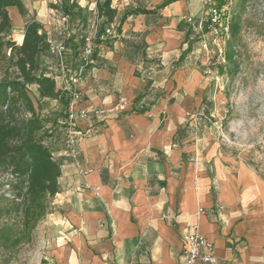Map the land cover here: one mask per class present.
<instances>
[{"label":"crops","instance_id":"crops-1","mask_svg":"<svg viewBox=\"0 0 264 264\" xmlns=\"http://www.w3.org/2000/svg\"><path fill=\"white\" fill-rule=\"evenodd\" d=\"M87 1L94 13L96 0ZM164 1L112 0L117 15L111 25L118 26L126 8L151 10ZM27 5L44 24L47 7ZM201 9L202 0H179L157 14L129 17L117 41L98 47L97 66L84 72L73 106L99 112L73 124L82 134L78 156L87 174L75 168L62 142L52 143L59 203L72 225H84L90 236L103 232L105 256L112 247L114 264H181V234L193 227L212 242L218 264H264V180L217 158L203 146V132L177 137L180 126L192 127L208 84L190 65L194 51L178 62L193 31L184 17H198ZM8 16L22 30V43L24 20L13 7ZM140 105L149 110L133 111Z\"/></svg>","mask_w":264,"mask_h":264},{"label":"trees","instance_id":"trees-1","mask_svg":"<svg viewBox=\"0 0 264 264\" xmlns=\"http://www.w3.org/2000/svg\"><path fill=\"white\" fill-rule=\"evenodd\" d=\"M112 0H96L95 18L96 36L93 41L91 62L86 70L96 67L98 47L110 46L120 36V27L127 18L142 15H154L158 10L179 0H165L154 9L147 10L140 5L126 8L120 14V21L114 28L116 36L106 35L105 30L114 22L117 10L111 7ZM225 0H217L222 5ZM246 0H238L237 9L233 11L229 23V38L225 41L224 61L219 71L235 64V47L240 34L241 9ZM16 8L24 20V33L21 45L10 37L12 20L8 9ZM51 9L68 17L67 30L70 37L64 39L66 55L76 61L83 36L89 24L87 12L76 0H58ZM29 16V19H26ZM50 41L44 24L36 20L35 12L23 0H0V64L8 63L11 75L0 78V169L6 174L0 182V247L15 248L32 241V233L50 212V199L60 193V164L52 156V143L62 142L65 137L63 120L66 117L70 97L56 90L55 82L46 74L44 66L49 59ZM137 49L134 51L137 53ZM191 50L189 47L178 59ZM7 53L9 56L7 57ZM146 55L143 53V58ZM85 70V71H86ZM231 75V74H230ZM151 83L148 82L145 92L135 102V107L146 96ZM29 86H34V99L30 96ZM57 108L52 111V103ZM210 103L205 96L201 103L200 123L193 128L188 122L178 128V139H185L188 131L196 136L202 128L210 125ZM148 106L140 105L133 111L145 113ZM52 114L47 119L44 113ZM44 113V114H43Z\"/></svg>","mask_w":264,"mask_h":264},{"label":"rangeland","instance_id":"rangeland-1","mask_svg":"<svg viewBox=\"0 0 264 264\" xmlns=\"http://www.w3.org/2000/svg\"><path fill=\"white\" fill-rule=\"evenodd\" d=\"M25 4L33 2L47 7V14L42 19L51 42L61 40L62 24L51 14V5L55 0H23ZM84 6L90 23H95V12L86 5L87 0H77ZM93 3V0H90ZM238 0H233L227 10L228 18L237 9ZM95 11V7H94ZM201 13V11H200ZM195 17L196 19L199 18ZM29 19V16H26ZM113 30L115 26H112ZM22 30L12 24L11 39L20 45ZM187 47L196 51L198 36L188 31ZM212 61L215 63L219 49L225 51V42L208 37ZM235 47V64L219 71L215 63L211 75L204 73L203 66H195L192 55L191 67L196 69L208 82L203 91L207 97L210 117L213 122L204 126L203 146L214 150L217 158L230 166H244L254 171L264 180V0H246L241 9L240 34ZM9 56V53L6 55ZM69 65L76 61L66 55ZM47 67V64L44 63ZM8 63L0 64V78L11 75ZM231 74V75H230ZM28 92L34 99L36 90L29 86ZM198 96V94H196ZM199 98V96H198ZM200 104L191 118L192 127L200 123ZM44 113H48L44 112ZM43 113V114H44ZM52 114H44L51 119ZM0 169V182L5 177ZM0 189V195L1 193ZM59 197L50 199V212L39 222L32 233V241L15 248L0 247V264H114L112 247L104 253L103 232L90 236L84 232L85 226L79 227L69 222L68 210L59 203ZM85 240V243H84Z\"/></svg>","mask_w":264,"mask_h":264},{"label":"built area","instance_id":"built-area-1","mask_svg":"<svg viewBox=\"0 0 264 264\" xmlns=\"http://www.w3.org/2000/svg\"><path fill=\"white\" fill-rule=\"evenodd\" d=\"M55 0L53 4H57ZM233 0H225L222 5H219L217 0H202V9L199 18L194 16H185L184 19L189 24L192 30L198 36L199 48L193 52V62L195 66H203L204 73L211 75L213 72V65L215 63L224 64V51L219 49L215 63L211 62V50L208 46V37L213 39H220L222 45L229 38V23L230 18L226 13L228 7ZM53 17L60 20L62 24V39L58 42H51L49 47V59L45 61L47 64V76L55 82L56 90L67 94L70 97V102L65 109L66 117L63 120L65 137L62 141L63 148L81 175L87 174L89 171L82 169V162L79 159V151L77 141L82 137V134L73 128V124L77 119L89 120L91 114H98L95 109L91 113L80 110L75 112L73 106L75 102L80 99L79 87L82 84L83 74L86 66L91 62L93 52V41L96 36L95 23H90L83 36V44L79 49L76 65L71 66L66 60V53L64 50V39L70 37L67 30L68 17L58 13L56 10H50ZM106 35H113L112 25L105 30ZM191 62V60H190ZM199 209V213H203ZM182 235V241L185 245V252L182 257L181 264H218L217 257L213 250L212 242L208 241L201 234L197 232L195 227L185 231Z\"/></svg>","mask_w":264,"mask_h":264}]
</instances>
